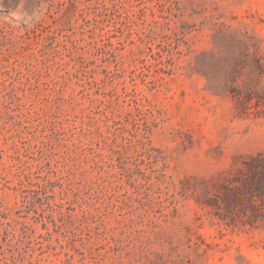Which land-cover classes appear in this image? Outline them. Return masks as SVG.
Instances as JSON below:
<instances>
[{
	"label": "rangeland",
	"instance_id": "1",
	"mask_svg": "<svg viewBox=\"0 0 264 264\" xmlns=\"http://www.w3.org/2000/svg\"><path fill=\"white\" fill-rule=\"evenodd\" d=\"M258 58L264 0H0V264H264Z\"/></svg>",
	"mask_w": 264,
	"mask_h": 264
},
{
	"label": "trees",
	"instance_id": "2",
	"mask_svg": "<svg viewBox=\"0 0 264 264\" xmlns=\"http://www.w3.org/2000/svg\"><path fill=\"white\" fill-rule=\"evenodd\" d=\"M257 59V73L264 74L263 65ZM237 177L222 184L223 192L213 199V205L223 213L216 214L226 226H250L256 228L264 222V154L248 156L238 169ZM219 213V212H218Z\"/></svg>",
	"mask_w": 264,
	"mask_h": 264
}]
</instances>
